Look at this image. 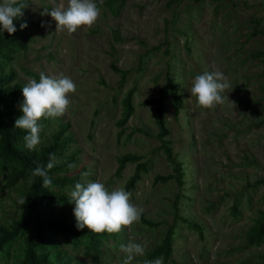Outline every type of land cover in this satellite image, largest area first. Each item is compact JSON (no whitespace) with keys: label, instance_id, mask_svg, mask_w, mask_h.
<instances>
[{"label":"rangeland","instance_id":"obj_1","mask_svg":"<svg viewBox=\"0 0 264 264\" xmlns=\"http://www.w3.org/2000/svg\"><path fill=\"white\" fill-rule=\"evenodd\" d=\"M66 2L29 0L24 16L39 25L30 28L27 47L0 58V74H14L4 86L10 99L0 103L9 112L6 120L22 115V87L29 78L38 80L40 72L63 73L76 84L68 111L40 121L36 148L63 141L53 176L70 181L53 185L55 198L45 205L82 233L76 239L49 233L50 264H117L123 258L119 246L129 240L145 245L144 256L132 261L143 264L161 258L148 252L167 229V264H264V241H246L247 230L264 211V0H104L96 23L71 35L57 31L50 15H41L44 8ZM212 70L222 71L233 88L222 94L223 104L207 109L188 89L195 75ZM168 82L179 97L176 112L172 95L164 99L168 134L163 138L170 158L154 114V100ZM127 95L133 110L118 126ZM125 153L135 159L117 172V158ZM139 162L144 168L128 188ZM18 169L0 159L2 226L29 212L21 201L31 175L25 171L8 183ZM97 180L109 190L124 187L143 212L138 223L121 232L97 235L93 247L87 227H76L68 193L77 182ZM32 232L29 224L10 241L0 252V264H21L23 238Z\"/></svg>","mask_w":264,"mask_h":264},{"label":"clouds","instance_id":"obj_2","mask_svg":"<svg viewBox=\"0 0 264 264\" xmlns=\"http://www.w3.org/2000/svg\"><path fill=\"white\" fill-rule=\"evenodd\" d=\"M104 0H67L66 4H56L51 9L44 8L41 15H50L56 22L57 31H67L69 35L75 33L81 26H93L101 14ZM27 5L22 0H0V32L6 31L9 35L16 32L14 19L22 17L23 9ZM44 26V22H42ZM27 27L22 23L20 28ZM232 87L227 77L220 70L205 71L197 74L191 81L189 90L196 98L199 107L211 109L224 103L223 93ZM233 88V87H232ZM76 92V84L63 73L56 76L39 73V79L29 78L22 87L23 101L20 104L22 115L15 120V128L23 130L24 147L35 150L41 143L40 133L45 118L62 117L71 104L70 95ZM58 163L55 154L49 155L46 169L50 170ZM71 167V165H70ZM44 167L37 166L32 175L43 178V187L51 186V178ZM87 176L88 173L82 174ZM69 202H74V216L76 227L96 234H115L125 227L138 223L143 212L131 202L132 193L124 187L109 190L100 181L77 182L68 193ZM24 201H21L23 204ZM123 258L117 264H132L138 256H144L146 247L143 243L134 240L121 243L119 246ZM143 264H163L162 258L145 259Z\"/></svg>","mask_w":264,"mask_h":264},{"label":"trees","instance_id":"obj_3","mask_svg":"<svg viewBox=\"0 0 264 264\" xmlns=\"http://www.w3.org/2000/svg\"><path fill=\"white\" fill-rule=\"evenodd\" d=\"M24 4H28L29 0H22ZM25 8L23 9L22 17L14 19L13 23L16 27V32L9 35L6 31L0 35V58L6 57V52L20 50L27 47V40L30 38L29 30L32 26H38L39 22L27 19L24 16ZM27 23V27L21 29L22 23ZM13 72L0 74V103H4L10 99L9 95H5L4 86L13 79ZM169 93L173 97L174 111L179 108V97L174 91L172 83L163 84L160 88L158 97L154 100L156 105L154 107L155 122L158 128V137L161 141V147L165 155L170 158L171 150L168 147V141L164 140L168 134V129L165 124L164 116V99ZM12 94V93H11ZM124 106L121 118L117 125L122 126L129 118L133 108L130 95H127L124 100ZM9 112L0 108V159L4 162H9L19 166V169L9 178L8 183L14 184L23 172H28L31 179L28 188L25 192L24 205L29 210L28 214H23L19 218L13 220L9 226L0 225V252L5 249V246L16 239L22 230L29 224L32 225L33 232L30 235H25L23 238V258L21 264H50L49 252L45 250V245L51 244V237L49 233H59L63 235H71L74 239L79 234V230L68 223L64 214L51 215L47 210L45 202L48 199H54L55 193L52 190L53 185H61L70 181L67 177H54V167L50 170L46 169L49 162V155L56 154L58 148L62 146L63 141L56 139L47 145L42 146L38 150H28L24 147L23 136L26 134L23 130L15 128V120L11 118L6 120ZM134 155L125 153L117 158V172H120L126 162L133 161ZM44 167L47 170L48 176L51 178V186L44 188L43 178L33 176L32 171L37 167ZM57 168L59 166H56ZM144 168L143 163H137L134 166V172L128 179L126 187L134 186L135 181L139 178V171ZM176 179L179 182V167L175 168ZM171 177V175H169ZM156 179L165 180L168 177L162 175L155 176ZM264 183V179L262 180ZM145 223H150L144 220ZM198 227V226H197ZM96 233L91 232L89 235L90 243L93 247L97 243ZM171 230L167 229L164 239L161 243L156 245L148 252L149 256H160L163 259V264H167L171 254L170 242ZM246 241L248 244L260 243L264 241V211L260 212L258 222L246 232ZM67 264V262L63 263Z\"/></svg>","mask_w":264,"mask_h":264}]
</instances>
